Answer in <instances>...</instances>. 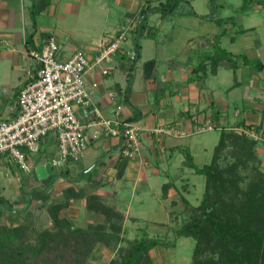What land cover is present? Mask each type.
Wrapping results in <instances>:
<instances>
[{"label": "crops", "instance_id": "1", "mask_svg": "<svg viewBox=\"0 0 264 264\" xmlns=\"http://www.w3.org/2000/svg\"><path fill=\"white\" fill-rule=\"evenodd\" d=\"M164 1L46 0L34 16V25L28 12L30 0L22 1V12L6 1L0 3V118L16 114L17 92L37 72L28 52L41 45L44 38L52 36L56 40L61 58L80 48L88 60L84 86L89 103L74 106L87 136L82 156L77 162L52 164L56 151L53 132L39 140L35 152H27V172L3 156L0 196L12 205L10 210L20 209L27 198L26 205L34 204L30 209L34 215L35 206L40 204L38 195H46V203L60 202L63 191L73 188L76 195L60 212L73 225L103 221L101 214L85 206L86 197L92 195L121 214L119 243L138 238L132 236L140 232L157 239L145 233L171 225L174 208L168 204L174 202V196L181 201L174 181L187 179L183 170L187 167L185 152L195 165L206 164L195 163L191 154V149H205L192 139L198 133L194 129L196 121L209 118L213 122L212 129L218 131L213 149L221 132L240 134L249 142L253 140L244 136L241 128L264 135V30L260 34L254 29L253 18L247 25L243 23V14L252 17L264 7V0H248L246 6L244 0H176L170 11L158 10ZM142 8L147 11L136 46L135 28ZM236 9L240 11L234 12ZM249 10L251 14H247ZM121 29L125 38L117 50L99 64L93 63L98 49ZM147 60L153 65L145 75ZM94 108L106 118L137 123L140 144L135 156H124L121 138L104 135L92 122ZM160 126H174L183 135H156L153 129ZM254 144L259 155H264V145ZM45 164L50 172L38 174L36 168ZM30 192L31 196L35 193L32 201H28ZM147 205L151 211L142 217ZM40 209L49 224L44 207ZM13 216L16 222L20 220ZM101 249V256L108 251L104 246Z\"/></svg>", "mask_w": 264, "mask_h": 264}, {"label": "trees", "instance_id": "2", "mask_svg": "<svg viewBox=\"0 0 264 264\" xmlns=\"http://www.w3.org/2000/svg\"><path fill=\"white\" fill-rule=\"evenodd\" d=\"M172 1L176 0H165L159 3L158 10L170 11L169 6L172 5ZM44 4H46V0H30L28 12L32 25H34V16ZM246 4L247 1L244 0L243 5ZM146 11L147 8H142L139 17ZM144 20L145 16L141 18L135 28V33L138 27L140 32L144 28ZM221 54L224 55L219 52V55ZM152 65V60L144 62L145 75ZM228 136V133H220L213 154L225 145ZM240 138L242 141H246L244 137L240 136ZM213 160L212 157L210 162L197 166L192 162L187 151L184 156V164L190 167L194 173L203 175L205 182H213L214 192H217L218 187L214 186L215 182L220 187H226L232 181V177L221 175V170L214 167ZM75 195L76 191L73 188L65 189L62 201L47 203L46 195L37 196L40 205L44 207L49 224L42 223L39 212L37 215L36 213L30 214L23 222L20 221L22 214L27 211V207L22 210L27 203V198L24 199L23 206L15 211L10 210L12 205L0 196V264H96L89 259V255L97 244L104 247L116 246L115 253L104 264H154L148 256V251L161 242L155 238L140 236L127 240L124 246H119L121 214L104 206L92 195L86 197L85 206L87 209H93L101 214L103 221L86 223L83 226L73 225L60 212L68 205L69 199ZM34 196L35 193L32 194L31 201L35 199ZM205 201L201 200L194 208L188 221L180 223L175 228L177 237L195 238L196 246L192 256L196 257L206 251H212L214 248L220 249V246L227 243L237 242L255 250L262 249L264 258V242L254 230H250L244 225L243 218L232 222L228 215L222 217L214 214L205 208ZM2 211L17 215L20 220L14 224L1 222ZM37 211H39L38 208ZM251 261L248 255L243 258L225 255L224 259L216 264H250Z\"/></svg>", "mask_w": 264, "mask_h": 264}, {"label": "built area", "instance_id": "3", "mask_svg": "<svg viewBox=\"0 0 264 264\" xmlns=\"http://www.w3.org/2000/svg\"><path fill=\"white\" fill-rule=\"evenodd\" d=\"M124 38L125 31L121 29L98 49L93 63L99 64L108 59ZM28 54L37 64L36 77L25 82L18 90L16 114L8 119L0 118V162L6 156L22 172H27V152H35L39 140L48 132H53L56 137L55 158L51 163L77 162L87 145L83 124L74 111V106H87L89 103V94L84 86V73L88 66L85 53L77 48L63 59L56 40L48 36ZM129 57L132 59L134 53L131 52ZM105 72L103 69L102 73ZM92 115V122L100 126L104 135L121 138V153L124 156L131 158L138 153L139 126L135 121L106 118L96 108L92 109ZM213 126V122L205 118L200 123L196 121L194 129L199 132L210 130ZM153 132L156 135H183L174 126H160L154 128ZM240 132L264 145V135L260 132L251 128H241Z\"/></svg>", "mask_w": 264, "mask_h": 264}, {"label": "rangeland", "instance_id": "4", "mask_svg": "<svg viewBox=\"0 0 264 264\" xmlns=\"http://www.w3.org/2000/svg\"><path fill=\"white\" fill-rule=\"evenodd\" d=\"M3 1H6L9 6L21 9L22 12L23 0H0V3ZM211 1L212 0H210V2ZM228 1L231 3H238L240 0ZM246 1L248 2V0ZM239 11L238 9L234 10V12ZM249 12L250 13L247 14H251L250 10ZM230 13L233 14L232 11ZM243 17L244 25L250 22L248 20L249 18H253L252 24H255L254 29L262 34V30H264V7H261L252 17H248L245 13ZM139 42L140 44L143 43L142 40ZM141 57L143 56L141 55ZM217 132L216 129H212L195 133L196 135H194L192 139L196 141L197 144L205 147V149L204 151L199 148L191 149V154L193 155L194 162L199 164L208 163L213 157L214 160L212 162H214V167L221 170V175L231 176L232 181L229 185H226V187H220L219 184L215 182L214 186H217L219 191L217 190V192H214L213 182H205L203 175L195 174L188 171L187 167H183V170L185 172L187 171V173L184 174L187 176V179L183 181H174L175 188L178 193H180L181 201H179L177 196H174V202L168 204L174 208L171 216L172 221L170 220L171 225L166 229L152 230L145 233H150L152 236L156 235L157 240L161 242L148 251V256L154 264H216L222 261L225 255L239 258L248 255L252 260L250 264H264L262 249L255 250L252 247H245L237 242L227 243L226 245L220 246V249L214 248L212 251H206L194 257L192 256V252L196 246L195 238L190 236H178V238H176V229H171V227L188 221L190 215L194 212V208L204 199L206 200L205 208L212 211L214 214H218L222 217L223 215H228L232 222L243 218L245 220L244 225L250 230H254L264 242V155H259L254 149L255 141H250V143L246 140L244 142L240 138L242 135H233L230 133H228L229 136L225 141V145L218 152L215 154L212 153L211 155L212 147L217 139ZM175 203H177V205ZM33 205V202L26 205L27 211L22 214L25 217H21L22 220L20 221L23 222L29 217L30 209L33 208ZM41 206L40 204L35 206V213L36 215L38 214V208L40 210L39 213L42 223H47L45 213L40 209ZM150 208L151 207L147 205L146 212L142 214V217L146 216L151 211ZM13 217V214L2 211L1 222L14 224L17 219ZM140 236H144V234L140 232L132 237L135 238ZM132 237L130 239H132ZM126 241L127 240L118 245L124 246ZM101 248L102 245H96L93 247L95 251L91 252L89 255V259L96 264H104L111 258L115 253L116 246L104 247V250L106 249L108 251H104L105 255L102 256L99 255V251L102 250Z\"/></svg>", "mask_w": 264, "mask_h": 264}, {"label": "water", "instance_id": "5", "mask_svg": "<svg viewBox=\"0 0 264 264\" xmlns=\"http://www.w3.org/2000/svg\"><path fill=\"white\" fill-rule=\"evenodd\" d=\"M143 16H144V14H142L141 18H142ZM141 18H140L139 22L141 21ZM139 32H140V29H139V27H138L137 32H136V34H135V38H134V43H135V44H136V42H137V39H138V36H139ZM45 170H46L48 173L50 172V166H49L48 164H45V165H42V166H38V167L36 168V172H37L38 174L43 173V171H45ZM30 198H31V192L29 193L28 201L30 200Z\"/></svg>", "mask_w": 264, "mask_h": 264}]
</instances>
